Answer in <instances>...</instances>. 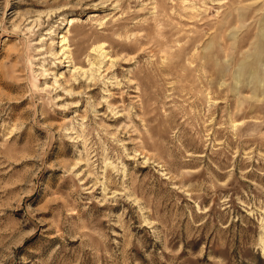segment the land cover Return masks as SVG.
<instances>
[{"label": "rangeland", "instance_id": "obj_1", "mask_svg": "<svg viewBox=\"0 0 264 264\" xmlns=\"http://www.w3.org/2000/svg\"><path fill=\"white\" fill-rule=\"evenodd\" d=\"M0 264H264V0H0Z\"/></svg>", "mask_w": 264, "mask_h": 264}]
</instances>
